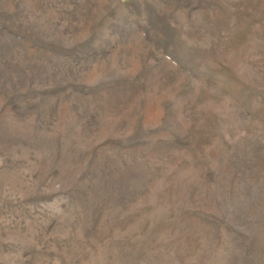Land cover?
I'll return each mask as SVG.
<instances>
[{
	"label": "rangeland",
	"instance_id": "obj_1",
	"mask_svg": "<svg viewBox=\"0 0 264 264\" xmlns=\"http://www.w3.org/2000/svg\"><path fill=\"white\" fill-rule=\"evenodd\" d=\"M0 264H264V0H0Z\"/></svg>",
	"mask_w": 264,
	"mask_h": 264
}]
</instances>
